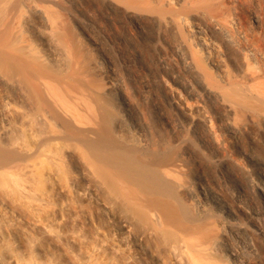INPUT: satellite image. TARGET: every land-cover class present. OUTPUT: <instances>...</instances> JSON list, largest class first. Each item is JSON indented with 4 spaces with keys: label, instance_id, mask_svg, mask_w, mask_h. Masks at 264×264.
<instances>
[{
    "label": "bare ground",
    "instance_id": "obj_1",
    "mask_svg": "<svg viewBox=\"0 0 264 264\" xmlns=\"http://www.w3.org/2000/svg\"><path fill=\"white\" fill-rule=\"evenodd\" d=\"M0 89L10 145L90 157L184 264H264V0H0Z\"/></svg>",
    "mask_w": 264,
    "mask_h": 264
},
{
    "label": "rangeland",
    "instance_id": "obj_2",
    "mask_svg": "<svg viewBox=\"0 0 264 264\" xmlns=\"http://www.w3.org/2000/svg\"><path fill=\"white\" fill-rule=\"evenodd\" d=\"M109 112L115 124L121 113L115 106ZM20 136L33 146L26 133L15 130L13 137ZM263 141L264 135L249 149L264 161ZM59 151L58 162L42 154L26 158L0 134V167L21 161L16 169H0V264H184L169 250L168 238L154 232L151 220L114 202L118 194L98 167V186L94 178L80 175L82 162L92 163L90 157L68 158ZM73 176L89 190L83 193L71 186ZM178 202L191 217V209L183 200ZM106 205H111L110 211ZM120 217L130 220V230L112 232ZM139 254H144L143 261Z\"/></svg>",
    "mask_w": 264,
    "mask_h": 264
}]
</instances>
